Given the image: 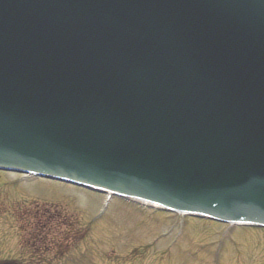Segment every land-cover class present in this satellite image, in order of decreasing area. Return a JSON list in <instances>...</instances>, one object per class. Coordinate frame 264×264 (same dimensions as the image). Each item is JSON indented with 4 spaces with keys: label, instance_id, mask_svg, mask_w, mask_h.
Here are the masks:
<instances>
[{
    "label": "water",
    "instance_id": "1",
    "mask_svg": "<svg viewBox=\"0 0 264 264\" xmlns=\"http://www.w3.org/2000/svg\"><path fill=\"white\" fill-rule=\"evenodd\" d=\"M0 170L264 226V0H0Z\"/></svg>",
    "mask_w": 264,
    "mask_h": 264
},
{
    "label": "rangeland",
    "instance_id": "2",
    "mask_svg": "<svg viewBox=\"0 0 264 264\" xmlns=\"http://www.w3.org/2000/svg\"><path fill=\"white\" fill-rule=\"evenodd\" d=\"M0 172V264H264V230Z\"/></svg>",
    "mask_w": 264,
    "mask_h": 264
},
{
    "label": "bare ground",
    "instance_id": "3",
    "mask_svg": "<svg viewBox=\"0 0 264 264\" xmlns=\"http://www.w3.org/2000/svg\"><path fill=\"white\" fill-rule=\"evenodd\" d=\"M108 207H109V205H108Z\"/></svg>",
    "mask_w": 264,
    "mask_h": 264
}]
</instances>
